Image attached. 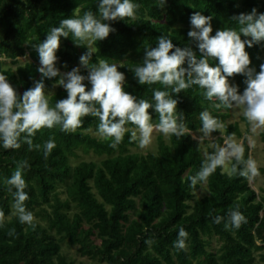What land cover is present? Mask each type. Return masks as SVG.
<instances>
[{
  "label": "trees",
  "instance_id": "trees-1",
  "mask_svg": "<svg viewBox=\"0 0 264 264\" xmlns=\"http://www.w3.org/2000/svg\"><path fill=\"white\" fill-rule=\"evenodd\" d=\"M134 2L139 5L134 18L108 21L115 30L89 46L93 49L89 65L101 59L117 64L124 73L123 89L137 100L151 101L153 89L166 90L177 100L175 113L178 123L185 125V134L165 139L159 132L154 151L131 152L138 145V139H130L134 125H125L122 141L112 148L111 138L103 139L97 132L99 118L85 115L75 131H62L59 124L37 130L31 137L32 148L23 139L19 148L0 147V264H74L62 253L63 242L76 245L81 256L104 264H264V181L257 191L250 177L240 176L239 170L229 175L218 167L205 182L207 193L196 197L202 184L190 186L188 179L214 151L213 146H222L227 137L240 138L244 159H251L249 122L242 117L243 132L237 121H228L229 108L215 107L219 101L205 99L204 90L196 85L172 93L159 82L138 84L133 73L142 63L145 47H155L161 35L176 47L191 48L199 59L196 42L187 36L192 13L211 17L212 35L217 29L238 28L234 17L241 12L253 8L258 14L264 12V0H166L163 6L155 0ZM96 5L97 0H0V73L18 94L40 79L33 45L64 18L85 11L98 16ZM87 46L76 44L71 33L61 37L55 53L60 72L79 67V56ZM245 51L248 67L258 72L264 62V41L245 45ZM208 62L210 66L217 63L214 58ZM79 70L87 75L88 68ZM56 79L44 80L50 107L67 95ZM227 80L238 92L246 87L242 74ZM204 110L222 128L212 133L211 142L204 138L202 146L192 134L199 131V114ZM147 111L155 126L158 113ZM49 139L55 147L45 157L44 143ZM259 139L264 144V127ZM79 152L97 160L80 159ZM23 161L27 162L22 169L27 193L23 205L32 215L30 223L19 221L16 189L7 182ZM258 174L264 176V167L258 168ZM233 209L245 220L238 228L230 223L225 227ZM217 216L219 223L214 222ZM181 227L187 233L183 248L176 246Z\"/></svg>",
  "mask_w": 264,
  "mask_h": 264
},
{
  "label": "clouds",
  "instance_id": "clouds-1",
  "mask_svg": "<svg viewBox=\"0 0 264 264\" xmlns=\"http://www.w3.org/2000/svg\"><path fill=\"white\" fill-rule=\"evenodd\" d=\"M155 2L163 6L166 0ZM138 7L134 0H97L98 16L91 11H85L81 16L60 20L59 26L51 27L43 41L33 45L38 54L37 72L40 79L34 80L33 86L25 89L22 94H18L5 75L0 73V147L19 148L20 139H23L32 148L31 137L37 130L59 124L62 131H75L82 123L81 117L85 115L99 118L97 132L103 139L111 138L112 148H116L122 141L125 125L128 123L136 129L131 133L130 139H138L140 147L151 142L153 127L165 135L180 137L185 134V125L178 123L175 113L177 100L166 90L153 89L151 101L137 100L123 89L124 73L118 71L117 64L101 59L98 63L89 65L93 52L89 46L115 30L107 22L125 17L134 18L135 9ZM234 19L238 28L217 29L210 35L211 17L200 12L192 13L187 36L196 42L200 52L199 59L191 48L176 47L171 39L161 35L155 47H145L142 63L134 67L137 83L144 85L159 82L165 89L170 87L172 93L196 85L204 90L205 99L211 101L215 98L219 101L215 107L243 106L242 115L252 128L264 127V62H261L258 72L248 67L250 58L245 51V45L252 47L253 44L264 41V12L258 14L253 8L250 12L239 13ZM70 33L76 44L88 45V50L79 56V67L88 68L87 75L81 74L78 66L60 72L55 64L60 38L69 37ZM241 34L245 37L243 40ZM210 58H214L217 63L210 66ZM185 62L187 67H182ZM233 74H242L245 77L246 87L242 92H238L237 86L228 83L227 78ZM53 77H57L56 84L67 95L56 100L54 107H50L43 89L45 78ZM84 81H87V85ZM149 108L159 115V122L155 126L150 122L151 114L147 111ZM199 118L201 138L209 137L222 128L221 123L207 110L202 111ZM21 133H24L23 137ZM54 147L55 142L52 139L46 141L44 156L47 157ZM213 147L214 151L201 162L196 174L188 177L190 186L205 183L218 167L228 171L229 175L238 170L239 175L244 177L258 174L255 161L244 159L243 144L226 140L223 146ZM228 165L230 167H226ZM26 167L27 162H21L7 181L16 189L13 195L21 223L32 221L31 213L26 212L23 205L27 193L24 191L22 169ZM220 220L221 217L217 216L214 222L219 223ZM244 220L245 217L239 210H230L225 227L230 223L233 228H238ZM186 236V231L181 227L176 241L177 247H184L183 238Z\"/></svg>",
  "mask_w": 264,
  "mask_h": 264
},
{
  "label": "rangeland",
  "instance_id": "rangeland-1",
  "mask_svg": "<svg viewBox=\"0 0 264 264\" xmlns=\"http://www.w3.org/2000/svg\"><path fill=\"white\" fill-rule=\"evenodd\" d=\"M25 58H21V60H24ZM8 61V60H7ZM63 72V71H61ZM50 91H47L46 93V97L47 95H49ZM243 106L240 107H236L235 105L231 108H229V117H228V121L232 122V121H237L239 124L240 129L244 132L246 130V123L243 120ZM249 129V133L247 136V140H248V144L251 147V159L255 161L257 168L259 167H264V149H263V143L260 141L259 139V132L262 129V127L253 129L251 124L249 123L248 128ZM136 131V129H135ZM160 131H158L155 127H153L152 133H151V142L144 146V147H140L139 144L137 145V147H131L130 151L131 152H137V153H146L148 151H154L156 149V136ZM95 134V133H94ZM138 132H137V136H138ZM164 138L167 139V135L163 134ZM193 137H195L196 139L200 140V144L202 146L205 145L204 142V138H201V134L199 131H195L192 134ZM215 137L211 134L209 137H206L205 139H207L208 141L211 142V140H213ZM226 140H231L237 143H241V139L237 138V137H227L225 139ZM224 141V143H225ZM223 143V145H224ZM222 145V146H223ZM204 152L205 148L203 147ZM80 159H92V160H97V157H95L92 154H88V155H84L82 153H80ZM227 167V166H226ZM264 181V176L257 174L254 177H250L249 182L251 184V186L258 191L259 186L262 185ZM206 185L205 183L202 184V187L199 188L196 192H195V196L199 197L202 196L203 194L207 193L206 191ZM96 242H99L98 240H95ZM76 245H67L66 243H61V251L63 254H65L67 256L68 259L73 260L74 264H104L103 262H98L95 259H90L88 257L85 256H81L77 251H76Z\"/></svg>",
  "mask_w": 264,
  "mask_h": 264
}]
</instances>
